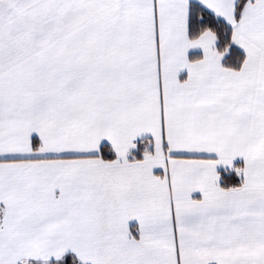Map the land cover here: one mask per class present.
Wrapping results in <instances>:
<instances>
[{
	"label": "snow or ice",
	"instance_id": "6c2138e0",
	"mask_svg": "<svg viewBox=\"0 0 264 264\" xmlns=\"http://www.w3.org/2000/svg\"><path fill=\"white\" fill-rule=\"evenodd\" d=\"M0 264H264V0H0Z\"/></svg>",
	"mask_w": 264,
	"mask_h": 264
}]
</instances>
